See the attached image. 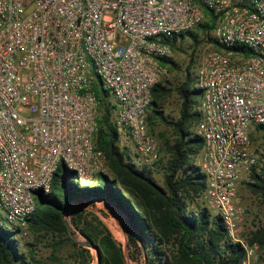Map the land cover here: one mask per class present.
<instances>
[{"label":"built area","instance_id":"2783aa9c","mask_svg":"<svg viewBox=\"0 0 264 264\" xmlns=\"http://www.w3.org/2000/svg\"><path fill=\"white\" fill-rule=\"evenodd\" d=\"M212 20L194 74L202 137L198 201L218 214L236 264H263L247 237L238 185L257 163L251 133L264 123V0H0V208L29 236L36 189L63 164L81 185L109 168L95 135L98 84L113 98L119 145L154 164L160 146L147 121L152 88L172 58L165 41Z\"/></svg>","mask_w":264,"mask_h":264},{"label":"trees","instance_id":"16d2710c","mask_svg":"<svg viewBox=\"0 0 264 264\" xmlns=\"http://www.w3.org/2000/svg\"><path fill=\"white\" fill-rule=\"evenodd\" d=\"M197 27L209 41L213 21H204ZM186 36L195 45L199 43L193 30L180 32L165 41L175 48L179 38ZM161 62L164 66L174 65L172 58H162ZM194 83V75L188 72L175 87L181 101L175 120L157 109L169 95L170 87L163 80L153 86L148 125L158 120L173 128L175 138L164 139L166 155H160L151 165L134 160L128 148L120 147L119 134L111 120L113 105L107 102L109 94L95 85L101 99L95 142L104 152L109 173L99 175V185L81 186L71 170L59 165L51 189L34 191L38 203L28 218V238L0 222V264H91L90 249L71 238L65 227L62 215L65 211L70 215L75 237L78 234L82 240H90L95 245L97 264H127L121 244L98 215L84 209H70L73 202L85 199L101 201L121 219L128 239V256L133 260L143 259V264H236L244 255L243 248L228 240L221 217L198 201L206 179L197 165L202 137L190 128L201 118L197 109L200 90ZM255 128L264 131V123ZM157 169L162 172L161 183L155 177ZM249 174L250 180L244 183L264 202V157L260 168L253 167ZM53 185L62 190L54 191ZM41 233L48 236L55 253L51 261L35 255L34 247L40 242ZM248 236L264 247V223L256 225ZM23 246L29 249L26 251ZM66 246L70 249L63 260L58 253Z\"/></svg>","mask_w":264,"mask_h":264},{"label":"rangeland","instance_id":"374dc122","mask_svg":"<svg viewBox=\"0 0 264 264\" xmlns=\"http://www.w3.org/2000/svg\"><path fill=\"white\" fill-rule=\"evenodd\" d=\"M193 31L197 33V38L199 40V43L195 45L190 36H186L183 39L179 38V40L175 44V48H173L174 54L172 60L174 61V65L165 66V72L161 78V80L165 81L166 85L170 87L171 91L169 95L165 98L163 103L161 104V107H158L157 109L162 110L164 115L174 120L177 119L179 116V110L181 104L180 98L175 90V87L180 82L183 81L186 73L189 72L192 75L195 74L200 57L203 54V52L206 50V45H207L206 34L203 31H201L198 27L194 28ZM98 87L101 88L99 84ZM107 102L110 104V106L114 102L113 98L110 95L107 97ZM195 127H196V123H193L190 128L191 130L195 131L196 130ZM149 129L159 143L161 157L165 156L166 154L165 151L163 150V142L164 139L170 141L174 140L175 132L173 128L156 120L152 124L149 123ZM251 140H252L253 148L255 149L257 155V163L255 164L254 167L256 170H258L261 166L262 159L264 157V131H259L255 128L251 133ZM132 156H133L132 158H134V160L137 161L138 158L135 157V155ZM155 177L160 183L162 182V172L160 169H157V171H155ZM249 180H250V174H247L242 179L241 184H243L242 185L243 190L241 194L240 192L238 194L240 195L239 202L246 209L245 230L248 238L250 231H252V229H254L256 225L264 223V202H262L261 199L258 198V196L253 194L249 189V187L244 183V182H248ZM96 184L98 185L101 184L100 177L96 179L95 185ZM52 189L56 192H60L62 190L61 187L57 185H53ZM70 209H84L87 210V212H94L96 215H98L99 218L103 221V223L109 228L114 239L121 244L125 255L126 263L143 264V259L136 261L128 256V249H127L128 239L124 232L122 221L117 215L110 212L104 203L98 200L97 201L94 200L88 201L87 199L79 200L73 202L72 205L70 206ZM208 209L213 214L215 213L212 209L210 208ZM67 215L69 220L70 215L68 214V212ZM0 222L10 229L14 228L11 224H9L5 220V214L1 208H0ZM38 237L40 242H37L34 247L35 249L34 252L36 257L45 261H51L52 256L55 253L52 250V247L48 243V236L41 233L38 235ZM76 238L78 240H82V237L78 234ZM29 241L31 242L33 241L32 235L31 238H29ZM22 248L27 251L29 249V246H23ZM88 248L90 249V254H91V264H97L98 254L96 249L92 247H88ZM69 249L70 247L68 246L63 247L61 252L58 253L59 254L58 256L61 259H63ZM260 259L264 264V247L259 244L258 260ZM253 264H258V263L255 262L254 260Z\"/></svg>","mask_w":264,"mask_h":264},{"label":"water","instance_id":"95a60500","mask_svg":"<svg viewBox=\"0 0 264 264\" xmlns=\"http://www.w3.org/2000/svg\"><path fill=\"white\" fill-rule=\"evenodd\" d=\"M62 169H65L66 167L62 164ZM63 221H64V224H65V227L69 233V235L71 236V238H73L74 240L78 241L79 243L87 246V247H92V248H96L95 245L90 241V240H78L74 233L72 232L71 230V226H70V223H69V220H68V215H67V212H64L63 214ZM99 258V256H98Z\"/></svg>","mask_w":264,"mask_h":264},{"label":"crops","instance_id":"0c3cea01","mask_svg":"<svg viewBox=\"0 0 264 264\" xmlns=\"http://www.w3.org/2000/svg\"><path fill=\"white\" fill-rule=\"evenodd\" d=\"M127 147H128V149L130 150L131 153H134L133 146H132V144H130V142L127 143ZM132 157H133V156H132ZM133 159H134V158H133ZM241 183H242V181H241ZM241 183L238 185V194H239V192H240V194H241V192H242V190H243V188H242V187H243V186H242L243 184H241ZM239 196H240V195H239Z\"/></svg>","mask_w":264,"mask_h":264}]
</instances>
